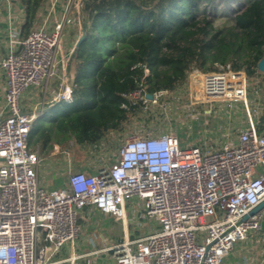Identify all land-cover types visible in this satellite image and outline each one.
<instances>
[{
  "label": "built area",
  "instance_id": "1",
  "mask_svg": "<svg viewBox=\"0 0 264 264\" xmlns=\"http://www.w3.org/2000/svg\"><path fill=\"white\" fill-rule=\"evenodd\" d=\"M82 7L83 0H66L57 13L50 4L51 20L24 38L12 30L9 51L0 58L6 78L0 100V264H74L79 215L87 207L121 222L122 237L105 249L117 264H223L235 244L260 230L264 220V206L253 213L264 203V133L254 119L258 108L248 102L247 74L230 63L216 71L194 70L188 79L203 103L244 104L248 126L236 141L216 148L186 146L173 133H140L124 141L109 167L94 174L70 168L62 189L40 184L43 157L28 137L45 102L26 111L22 99L30 87L45 95L57 81L53 101H72L75 45L69 48L66 30L78 22L81 31ZM169 93L160 90L149 98L141 86L126 97L146 109ZM72 145L67 142L68 155ZM59 150L54 147V153ZM133 198L140 205L133 218L156 224L138 237L132 236L127 216Z\"/></svg>",
  "mask_w": 264,
  "mask_h": 264
},
{
  "label": "trees",
  "instance_id": "2",
  "mask_svg": "<svg viewBox=\"0 0 264 264\" xmlns=\"http://www.w3.org/2000/svg\"><path fill=\"white\" fill-rule=\"evenodd\" d=\"M45 2L21 0V38ZM82 19L84 37L69 67L73 99L32 122L33 150L101 141L140 110L126 95L141 86L172 92L192 71L228 63L251 78L264 57V0H83Z\"/></svg>",
  "mask_w": 264,
  "mask_h": 264
},
{
  "label": "rangeland",
  "instance_id": "3",
  "mask_svg": "<svg viewBox=\"0 0 264 264\" xmlns=\"http://www.w3.org/2000/svg\"><path fill=\"white\" fill-rule=\"evenodd\" d=\"M66 34L70 38V28H67ZM70 41L72 42L71 38ZM247 86L249 104L258 105L260 110L261 108L263 109L264 114V72L259 71L255 76L248 77ZM197 90L198 87L196 90L195 87L193 90L191 89L188 79L184 88L177 89L163 96L159 105L155 106L152 104L146 109L140 105V110L132 114L129 120L122 125L121 129L107 133L101 141L94 144H77L73 139L67 141L73 142L72 147L68 149L67 167L69 169L73 167L79 169L81 166L94 167L97 165H103V168L109 167L114 162L116 153L124 141L140 133L149 132L156 135L173 133L179 137L182 145L186 146L205 145L214 148L221 146L224 144L228 129L238 130V122L235 119L237 116L239 119L245 116L243 113L244 104L242 102L237 103L238 106L240 104L238 109L241 116L234 115L236 118H228V106L225 105L227 103H203L198 99ZM62 104L64 103H59V105ZM62 149L64 148L62 147ZM49 160L50 158L40 165L42 176L48 170L47 166L52 165ZM59 165L62 166L63 163H59ZM60 181H56V183L59 184ZM128 206L127 216L131 230H148L153 226L150 220L141 218L140 221H136L133 218V211L136 212V216L140 214V205L135 198L132 199V205L128 203ZM99 218L102 219L100 222L109 225L113 220H105L101 216L96 217V219ZM116 221L119 222L118 219ZM119 225L121 226V222ZM257 236L259 239L253 243L254 247L252 246L251 254L254 253L253 259L263 260L264 235L259 234ZM111 238L116 237L111 235Z\"/></svg>",
  "mask_w": 264,
  "mask_h": 264
},
{
  "label": "crops",
  "instance_id": "4",
  "mask_svg": "<svg viewBox=\"0 0 264 264\" xmlns=\"http://www.w3.org/2000/svg\"><path fill=\"white\" fill-rule=\"evenodd\" d=\"M66 0H46L45 6H43L38 13V21L36 27L42 25L44 20L50 19V4L56 5V12L59 13ZM25 12L24 7L21 3V0H3L0 1V58L4 57L9 51V36L10 32L17 31L21 36V28L24 23ZM70 38L67 35V42L69 48H72L77 40L80 37V26L78 22L70 25ZM69 39V40H68ZM6 87V78L4 71L0 70V100H2L3 91ZM49 90L44 95L39 87H30L24 94L22 99L23 107L26 111H33L37 104L44 100V113L45 115L51 109H54L59 103L53 101L55 95L59 88V83L57 81H53L49 85ZM228 106V118H236L234 115H239V106L237 103L225 104ZM253 107H257V113L254 115V119L256 122V127L259 133H264V114L263 109L259 108L258 105L252 104ZM244 117L240 118L237 116L235 119L238 122V130H233L232 128L227 130L225 140L223 143L227 141H236L237 135L240 129L246 128L248 126V120L245 110L243 109ZM42 115V116H43ZM40 116V117H42ZM239 119V120H238ZM59 146L60 150L58 153H54V147ZM43 157V162H45L48 158H50V162L52 165H48V170L41 175V168L39 166V181L40 184L46 187L47 189H62L67 185L69 168L67 167V148L62 149L60 144H54L51 150L46 152H41L39 148H36ZM67 159V160H66ZM59 163H63L62 166ZM40 164V165H41ZM103 165H97L94 167L81 166L79 169L73 167V170H83L84 172L94 174L99 169L102 168ZM62 179V180H61ZM61 180V181H60ZM56 181H60L59 184ZM56 183V184H55ZM132 205V200L129 202ZM129 208V206H128ZM133 211V210H132ZM136 213L133 211V214ZM97 216H101L105 220H112V223L105 224L104 222H100L102 219H96ZM116 217L110 214H106L95 208H84L79 215V224L81 226L82 232L80 237L76 241V253L79 256L74 264H117L116 260L112 254V252L106 251L105 249L111 245H114L118 242V240L122 237L123 227L119 225L120 221H116ZM130 227V226H129ZM153 228L156 227V224L153 223ZM151 228V227H150ZM148 230H137L132 229L131 234L133 237L142 236L150 231ZM110 232V233H109ZM122 232V233H121ZM121 234V235H120ZM264 235V220L262 224V228L258 231H251L249 236L244 241H239L235 244V247L229 253V255L223 261V264H264V259H253V254H251V250L253 243L259 239L257 235ZM111 235L116 238H111ZM110 239V240H108ZM111 241V242H110ZM253 246V247H252ZM62 264H70L68 262Z\"/></svg>",
  "mask_w": 264,
  "mask_h": 264
},
{
  "label": "water",
  "instance_id": "5",
  "mask_svg": "<svg viewBox=\"0 0 264 264\" xmlns=\"http://www.w3.org/2000/svg\"><path fill=\"white\" fill-rule=\"evenodd\" d=\"M84 37V26H83V19H82V23H81V36L79 37V39L77 40L76 44H75V49L80 45V43L82 42ZM258 70L261 72H264V57L259 61L258 63ZM149 98H152L151 93L148 94ZM264 206V203H262L260 206H258L254 211H257L259 209H261Z\"/></svg>",
  "mask_w": 264,
  "mask_h": 264
}]
</instances>
